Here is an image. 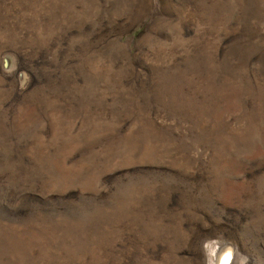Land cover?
<instances>
[{"label":"rangeland","instance_id":"374dc122","mask_svg":"<svg viewBox=\"0 0 264 264\" xmlns=\"http://www.w3.org/2000/svg\"><path fill=\"white\" fill-rule=\"evenodd\" d=\"M0 264H264V0H0Z\"/></svg>","mask_w":264,"mask_h":264},{"label":"bare ground","instance_id":"6f19581e","mask_svg":"<svg viewBox=\"0 0 264 264\" xmlns=\"http://www.w3.org/2000/svg\"><path fill=\"white\" fill-rule=\"evenodd\" d=\"M222 251V248L221 247H217L215 250H214V254L217 256L220 254V252Z\"/></svg>","mask_w":264,"mask_h":264}]
</instances>
